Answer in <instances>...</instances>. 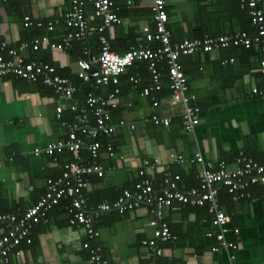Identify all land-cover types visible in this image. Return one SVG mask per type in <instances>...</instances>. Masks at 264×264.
Listing matches in <instances>:
<instances>
[{"label":"crops","instance_id":"0c3cea01","mask_svg":"<svg viewBox=\"0 0 264 264\" xmlns=\"http://www.w3.org/2000/svg\"><path fill=\"white\" fill-rule=\"evenodd\" d=\"M165 3L167 28L174 41L230 35L242 26L234 0H165ZM258 4L264 16V0ZM69 5L70 0H0V54L27 43L26 38L32 32L23 27L25 16L31 22H44L58 12L68 11ZM116 6L121 23L113 25L106 35L118 53L132 42H142L143 30L150 29L151 21L146 0H132L128 6L116 0ZM44 35L59 43L62 28L57 25L52 33ZM20 55L26 61H49L75 80L78 58L74 61L65 51L40 48L33 52L27 48ZM229 59L231 63L226 62ZM261 59L256 48L225 49L191 56L182 62L186 92L194 97L199 108V122L192 134L182 132L181 106L167 93L163 92L157 106L152 108L136 87L127 88L125 82H120L118 87L123 89L119 87L120 105L110 121L115 124L122 120L133 128L126 125L117 128L115 136L108 138L114 152L112 158L105 149L98 151L96 161L104 173L100 179L88 178L85 211L90 214L100 203H110L122 189L130 188L137 170H144L142 159L159 162L152 172L154 187L160 183L162 170L183 179L187 174L194 178L196 166L187 162L194 152L207 162L221 160L228 167L237 152L264 164V100L251 95L252 88H264V76L258 72ZM75 88L73 98L81 101L83 91ZM108 88L101 87V95ZM69 103L40 85L13 78L0 80V213L20 215L37 201L45 180L57 178L62 165L72 160L67 152L55 156L33 154L34 149L65 138L62 123L75 119V113L67 108ZM56 108L61 109L59 116ZM153 113L169 118V125L143 121ZM175 155H180L183 161L173 163ZM79 162H89L85 149L79 152ZM230 197L222 194L218 207L228 218L224 240L235 244L233 250L223 249L215 239L218 230L210 227V218L203 207L192 209L174 204L166 210L169 230L176 239L157 243L160 256H154L141 245L152 234L148 225L150 214L144 207L122 216L108 212L94 218L96 239H88L69 225L67 210L61 213L50 208L44 220L29 231L30 244H21L16 249L18 255L0 264H86L84 242L98 245L106 264H264V188H250L249 198Z\"/></svg>","mask_w":264,"mask_h":264},{"label":"built area","instance_id":"2783aa9c","mask_svg":"<svg viewBox=\"0 0 264 264\" xmlns=\"http://www.w3.org/2000/svg\"><path fill=\"white\" fill-rule=\"evenodd\" d=\"M128 6L132 0H122ZM150 10L152 30H143V41L129 46L124 52L117 53L110 49L106 32L113 25L121 23V19L115 13L117 7L113 0H71V8L66 12H58L56 20L63 22L66 30L61 43L49 42L45 36L32 38L30 42L22 43L17 48L6 51L7 58L0 55V80L4 77H12L28 83L39 82L57 96L70 101L68 110L75 113L72 122H64L66 129L63 140L48 142L41 149H34L33 154L40 153L45 156H55L62 152L72 155V160L62 165L61 173L57 178H47L44 189L37 201L23 211L20 215L12 213H0V263H6L10 256H16V251L21 244H30L29 231L44 220L48 210L63 200L68 201L67 212L69 225L85 234L88 239H96L98 232L93 226L96 217L108 212L119 215L128 214L144 207L150 214L148 225L152 228L151 238L141 241V245L150 250L154 256L161 255V249L157 243L174 241L170 234L166 218V210L172 204H182L188 207H205L211 215L210 227L218 230L215 239L221 243L225 250H233L236 246L230 241L224 240L227 230L228 218L218 207V192L221 188L231 196L233 200L249 198V189L252 187L264 188V164L237 152L233 158V164L228 167L223 161L207 162L198 152H194L188 163L195 167L196 186L185 188L180 175L162 170L160 183L153 186L152 172L158 166L157 159H142L143 169L136 172V179L128 189H122L118 196L110 203L103 202L88 214L85 211L87 198L85 190L88 186V178L94 176L102 178L104 170L96 161L100 149H105L107 156H114L112 145L107 142L104 145L98 138H111L115 136L117 128L130 129L132 124H125L119 120L113 124L110 121L111 111L120 105V90L117 87L119 77L134 62H146L150 77V84L139 90L140 96L147 97L151 107L157 106L156 93L161 90V74L157 73L156 65L164 61L166 64L165 78L170 99L181 106V128L184 134H192L199 122V108L194 103V97L187 94V82L178 62L182 56L196 53H210L230 46L256 48L262 55L258 63V72L264 76V16L259 8V0H238L239 7L247 11L249 24L254 28L251 35L243 31H234L230 35L216 37H203L195 39H182L172 43L170 32L167 28V15L165 0H146ZM213 1V0H206ZM98 20V25L90 27V22ZM47 21L45 27L51 30L53 23ZM42 27L41 22H31L29 17L23 18V27ZM97 34L98 49L91 54L83 51L85 57H79L75 61V76L85 89L97 87H112L105 95L87 91L81 101L73 98L75 86L70 81L57 75L53 66L40 61H25L20 55L27 48L33 52L40 48L51 51H64L71 47V41H83L91 33ZM152 43L156 47L152 48ZM231 63L232 59L228 61ZM128 82L134 87L139 85L140 78L129 76ZM136 85V86H135ZM251 95L264 100V88H252ZM127 105H129L127 103ZM60 108L55 112L59 116ZM153 125L167 127L169 118L159 117L156 114L143 119ZM85 149L89 162H79V152ZM173 163H181L182 157L175 155ZM236 233V230H233ZM210 236V233L207 234ZM82 248L87 252L86 264H106L100 254L98 245H89L84 242ZM216 251V249H213ZM233 259L232 255H229ZM152 264V263H150Z\"/></svg>","mask_w":264,"mask_h":264},{"label":"trees","instance_id":"16d2710c","mask_svg":"<svg viewBox=\"0 0 264 264\" xmlns=\"http://www.w3.org/2000/svg\"><path fill=\"white\" fill-rule=\"evenodd\" d=\"M114 1V4H115V6H116V0H113ZM70 2H71V0H70ZM234 3L236 4V9H237V16H238V18H239V20L241 21V28L240 29H238V31H243V32H246V34H248V35H251V34H253L254 33V28L249 24V21H248V18H247V11L245 10V9H241L240 7H239V4H238V0H234ZM70 7H69V9L71 8V4L69 5ZM117 7V6H116ZM166 10V9H165ZM150 11V10H149ZM115 13H116V11H115ZM150 16H151V13H150ZM56 15L54 16V17H52V18H49L48 20H46V21H44V22H41L42 23V27H40V28H37V27H34V26H32V27H30V28H25V29H30L31 30V32H32V34L30 35V37H27L26 38V42H30L31 40H32V38H35V37H41V36H45L46 38H47V36L46 35H44V34H49V33H52V31H53V29L57 26V25H60V27L62 28V37H61V40H60V42L59 43H61V41H62V38L65 36V34H66V28H65V26H64V24H63V22L62 21H60V20H56ZM54 20H56L57 22H55V23H53V26H52V29L51 30H47L46 29V27H45V23L47 22V21H51V22H54ZM151 21V20H150ZM98 25V20H93L92 22H90V27H95V26H97ZM149 30H152V25H151V27H150V29ZM203 37H216V36H199V37H192V38H190V39H195V38H203ZM170 38H171V41H172V43L173 42H175L173 39H172V37H171V35H170ZM48 39V38H47ZM188 39V38H187ZM49 41V40H48ZM180 41V40H179ZM49 42H51V41H49ZM52 43H54V42H52ZM59 43H55V44H59ZM137 42H132V43H130V44H128V46L126 47V48H124V50L122 51V52H124L129 46H131V45H133V44H136ZM109 45H110V49L112 50V51H115V52H117V48H116V46L114 45V43L112 42V41H109ZM156 43H152V48H155L156 47ZM98 49V42H97V34L95 33V32H93V33H91L88 37H86V39L85 40H83V41H71V47L69 48V49H66V50H64L65 52H67V53H69V55L71 56V57H73L74 58V61H75V59H77V58H79V57H85L82 53H83V51L84 50H87L89 53H91V54H94V53H96V50ZM227 49H242V50H248V49H252V48H248V49H245V48H243V47H233V46H230V47H228ZM75 50L77 51L76 53H75ZM222 50H225V49H222ZM74 51V52H73ZM122 52H118V53H122ZM203 54H206V53H196V54H193V55H189V56H182V57H180L179 58V60H178V62L180 63V65H181V67H182V62L184 61V60H186V59H188L189 57H191V56H195V55H203ZM1 56H3L4 58H7V56H6V53L5 54H0ZM31 59H29V60H27V61H30ZM26 61V60H25ZM32 61H36V60H32ZM40 62H43V63H46L47 62V64H49V65H51V66H53L49 61H40ZM53 68L55 69V73L57 74V75H59V76H61V77H65V78H67L69 81H70V83H72V82H74V83H72L74 86H78V87H80V90L81 91H83V94L84 93H86L87 91H91V92H93V93H95V94H101V87H97V88H92V89H85V87H84V85H82L81 84V82L79 81V79H77L76 78V76L74 77V81L71 79V77L66 73V72H63L62 70H59L58 68H55L54 66H53ZM156 69H157V73H159V74H161V82H162V85H161V90L159 91V92H157L156 93V101L158 102V100H159V98H160V95L163 93V92H165V93H167L168 94V97L170 98V95H169V90L167 89V85H165V84H167L166 83V78H165V76H164V74H165V71H166V69H167V67H166V64H165V62L164 61H161V62H159L157 65H156ZM125 74V75H124ZM123 75H121L120 77H119V82H118V84H120V82H125L126 83V85H127V88H129V87H133V85L131 84V83H129L128 82V80H127V78L129 77V76H136V77H139L140 78V83H139V85H135L136 86V89H138V90H140L143 86H147V85H149L150 84V77H149V73H148V71H147V63L146 62H134L131 66H129L127 69H126V71H125V73H124ZM185 77V76H184ZM6 78H12V77H10V76H8V77H4V78H2V79H6ZM14 79V78H13ZM14 80H18V79H14ZM19 81H22V80H19ZM25 82V81H24ZM28 83V82H27ZM31 84H37V85H40L41 87H43V88H46L45 86H43L41 83H39V82H36V83H31ZM118 84H117V87H118ZM120 87V86H119ZM119 87H118V89H119ZM111 88L112 87H109L108 88V91L109 90H111ZM121 88V90H123L122 89V87H120ZM48 89V88H47ZM50 90V89H49ZM163 90H165V91H163ZM119 96H120V93H119ZM143 97V96H142ZM144 98H147V97H144ZM148 99V98H147ZM149 100V99H148ZM149 103H150V106H151V102L149 101ZM130 105V104H129ZM118 110V108L117 109H115V110H112L111 111V115L113 114V112H115V111H117ZM181 117V116H180ZM108 139L107 138H105V137H100V138H98V141L99 142H101V144L102 145H104L105 143H107L108 141H107ZM68 153V152H67ZM62 154V153H61ZM181 178H182V180H183V183L184 182H186V183H184V186H185V188H190V187H193V186H196V181L194 180V178H193V175H190V174H187V178H185V179H183L184 177L183 176H181ZM98 179H100V178H98ZM185 180V181H184ZM222 194H226L228 197H230L226 192H225V190L223 189V188H221L220 190H219V192H218V200H219V202H220V199H221V195ZM231 198V197H230ZM67 205H68V201L67 200H63V201H61L59 204H57V205H55V206H53L52 207V209L53 210H60V212L61 213H66V208H67ZM172 205H174V204H172ZM171 205V206H172ZM176 205H179V206H181V207H188V206H182V204H180V203H176ZM219 205V204H218ZM189 208H192V209H195V208H197V207H189ZM51 209V210H52ZM203 209L206 211V208L205 207H203ZM114 214H117V213H115V212H113ZM206 213H207V211H206ZM127 214V213H126ZM117 215H119V214H117ZM124 215V214H123ZM207 215L209 216V218L211 219V215L210 214H208L207 213ZM69 216V215H68ZM119 216H122V215H119ZM93 226H95V225H93ZM168 229H169V226H168ZM169 232H170V230H169ZM170 234L171 235H173L171 232H170ZM174 236V235H173ZM175 237V236H174ZM175 239H176V237H175ZM166 242H170V241H166ZM165 243V242H164Z\"/></svg>","mask_w":264,"mask_h":264}]
</instances>
